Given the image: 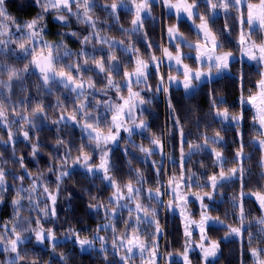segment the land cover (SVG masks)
<instances>
[{
    "label": "clouds",
    "instance_id": "obj_1",
    "mask_svg": "<svg viewBox=\"0 0 264 264\" xmlns=\"http://www.w3.org/2000/svg\"><path fill=\"white\" fill-rule=\"evenodd\" d=\"M199 3L218 54H232L226 67L197 59L200 20L187 19L192 32L179 27L176 39L150 37L159 22L150 0L136 24L133 0H0V214L7 212L0 264H184L186 252L190 264H264V208L251 195L264 191V128L241 105L239 86L243 75L244 96L255 91L264 63L241 55L239 0ZM244 33L264 44V25L250 23ZM164 47L178 49L182 63L203 75L185 87L182 65L163 57ZM41 53H51L46 72L33 62ZM225 109L231 119L220 114ZM241 166L243 184L230 171ZM181 176L186 214L197 224L208 217L204 242L216 246L207 257L199 233L184 235L168 183ZM194 193L211 198L201 205ZM177 217L179 248L169 235ZM130 233L142 249L129 250Z\"/></svg>",
    "mask_w": 264,
    "mask_h": 264
},
{
    "label": "snow or ice",
    "instance_id": "obj_2",
    "mask_svg": "<svg viewBox=\"0 0 264 264\" xmlns=\"http://www.w3.org/2000/svg\"><path fill=\"white\" fill-rule=\"evenodd\" d=\"M152 8L154 7L153 0H150ZM229 3L235 5L237 0H229ZM241 4V14H240V24L241 30L238 36L239 47L241 51V55L243 57H247L250 60H256L259 62L264 63V44H259L255 42H250L249 38L244 33V28L248 27L250 23H259L260 25H264V0H239ZM134 7L136 8V17L133 19V24H136L137 20L140 19L143 15V10L145 6V0H133ZM161 4L164 8L174 10L176 17L179 18L181 15L186 16L187 19L193 20H200L201 23L197 26L199 30V38L197 39L196 43L192 45L195 50L196 57L201 63L205 60L211 64H215L216 67H226L228 63H230L231 53H219L218 49L220 45L216 41L215 34L209 29L206 22H204V18L199 15L198 8L201 4L198 3L193 5L191 0H161ZM203 6L205 8L209 7V0H204ZM213 11H219V9L213 7ZM179 24L175 26L167 27V33L169 36V40L176 39L177 37V29L179 28ZM251 31V30H250ZM163 57L168 58L170 61L174 60L177 65H182L183 67V74H184V82L185 87H188L190 81L193 78H200L203 73L199 70H195L187 64H183V54L177 49L173 50L171 47H164L159 50ZM50 57L51 53L48 56H44L42 53L33 57V62L36 64L37 67L41 69L42 72H46L51 67L50 64ZM153 60H156L155 54H153ZM159 63V61H156ZM145 66V62L143 59L137 60L136 62V71L142 72L143 67ZM60 76H64V72L59 73ZM69 80L72 79V76H68ZM240 101L242 106L250 107L255 113V120L259 123L261 128H264V78L258 80L255 84V91L249 92L247 97L244 96V92L247 91L246 88V77L241 75L240 77ZM131 102V95L129 99H125L121 108L123 111L124 108H128ZM225 119H231L228 117V110L225 109L222 113H220ZM247 113L241 112V119L246 117ZM75 119V117H73ZM114 120H119L120 116H114ZM119 127V125H117ZM218 135V134H217ZM113 138V137H110ZM215 142V141H214ZM159 143V141H156ZM185 141L183 140V133L181 132V146ZM261 145V149H264V139L259 141ZM83 155V153H82ZM219 157L221 154L216 153ZM237 156L241 157V161L243 159L242 153L240 150L237 151ZM225 161L221 160V168L219 171V176L221 178L224 177L225 173L223 171V164ZM101 167L104 166V162L101 163ZM233 176L240 178L243 184V167L241 166L240 169L232 168L230 169ZM210 182L209 186L215 191L217 184V175L213 174L208 177ZM169 185L174 186V193H175V206L178 208L180 215L184 221V235L186 238H190L192 236L197 235L199 233L201 244L197 245L201 247L204 253V256L207 257L208 253L212 251L215 246V241L204 242V232L206 231L204 224L207 222L208 217L201 216L199 224H197L189 215L186 214L185 209L183 207V203L188 199L187 196L183 195L181 189L185 185L184 178L181 176L179 179L172 177L168 181ZM129 192L133 191L132 188L129 186ZM119 192V189L117 188ZM193 195L201 202V205H206L207 200L211 198L209 194L200 195L199 193H194ZM259 203L261 208H264V191H256L251 193ZM243 197V193H241ZM54 201V197L52 198ZM54 212V209H53ZM233 231H238L237 229H233ZM46 234H38L40 238H43ZM76 239L82 244L85 245L88 243L86 240H80L79 235L77 234ZM127 245L130 246L129 250L134 251L136 248H143V242L139 239V237L135 233H130L127 239ZM153 257L156 256V251L153 249L152 252ZM184 264H190L189 257L187 252L184 255Z\"/></svg>",
    "mask_w": 264,
    "mask_h": 264
},
{
    "label": "trees",
    "instance_id": "obj_3",
    "mask_svg": "<svg viewBox=\"0 0 264 264\" xmlns=\"http://www.w3.org/2000/svg\"><path fill=\"white\" fill-rule=\"evenodd\" d=\"M153 3H154L153 9L155 11H158V14H159V22H158V26L156 28H149L148 29V33H149L150 37L155 36L157 40H160L161 38H163L165 40L164 28H165L166 24L169 23V21H177L181 30H185L187 33L192 32L191 27L183 19L176 20L175 16L173 14L164 11L161 4H157L156 1H154ZM122 15H123V13H122ZM217 22L222 26L223 25V18L218 17ZM225 39L227 40L228 37H225ZM233 46H235V45L233 44ZM141 47L144 49V51H147V48L144 44H141ZM238 98H239V93L237 92L232 97V99L235 100ZM231 151H232V149H231V145H230L228 148V152L231 153ZM77 211L81 215L84 214V207L82 204L78 205ZM6 216H7V212L0 214V219L5 218ZM87 219L89 221L88 226L94 227L96 224V221H94L91 216H88ZM77 224H78V227L81 229L85 227L83 224H80L79 222H77ZM169 235L171 238L172 245L176 248H179L181 246V243H182L181 237L183 235L182 222L180 221L179 217H177L176 222L171 226ZM194 259H199V258H198V256H195Z\"/></svg>",
    "mask_w": 264,
    "mask_h": 264
},
{
    "label": "rangeland",
    "instance_id": "obj_4",
    "mask_svg": "<svg viewBox=\"0 0 264 264\" xmlns=\"http://www.w3.org/2000/svg\"><path fill=\"white\" fill-rule=\"evenodd\" d=\"M156 1V0H153V2ZM162 5V4H161ZM163 7V5H162ZM164 11L168 12V13H171L175 16V19L178 20V19H183L185 22L188 23V25L191 27V24L190 22L187 20V17L186 16H183L181 15L179 18L176 17V14H175V11L174 10H170V9H167V8H164ZM167 27H168V23L166 24L165 28H164V34H165V40H167ZM192 29V28H191ZM182 227H183V224H182ZM199 258V257H198Z\"/></svg>",
    "mask_w": 264,
    "mask_h": 264
}]
</instances>
